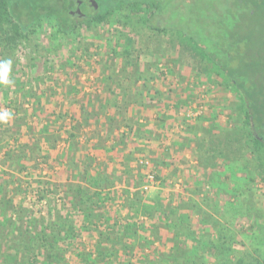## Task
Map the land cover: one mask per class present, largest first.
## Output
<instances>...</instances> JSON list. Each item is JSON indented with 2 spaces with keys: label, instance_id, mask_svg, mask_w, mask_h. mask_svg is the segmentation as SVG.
<instances>
[{
  "label": "trees",
  "instance_id": "obj_1",
  "mask_svg": "<svg viewBox=\"0 0 264 264\" xmlns=\"http://www.w3.org/2000/svg\"><path fill=\"white\" fill-rule=\"evenodd\" d=\"M259 13L264 0H0V264H264L246 199L264 181ZM86 58L84 92L69 77ZM189 65L231 93L226 122L214 101L187 116L204 102ZM218 207L255 243L241 249Z\"/></svg>",
  "mask_w": 264,
  "mask_h": 264
},
{
  "label": "rangeland",
  "instance_id": "obj_2",
  "mask_svg": "<svg viewBox=\"0 0 264 264\" xmlns=\"http://www.w3.org/2000/svg\"><path fill=\"white\" fill-rule=\"evenodd\" d=\"M73 13H77L78 12V8H74ZM82 12V10H81ZM84 12H87V10L85 9ZM82 12V13H84ZM187 16H191L190 13H188V11L186 12ZM257 21L259 24L264 25V14L259 13ZM260 26V25H259ZM259 38L257 37L256 40H258ZM173 56V55H171ZM92 59V58H91ZM90 58H86V62L85 63H81V69L75 70L74 68H72L70 70V77L69 80L73 81L74 83L76 82H82V85L84 86V92L90 91V87L88 86V83H90L91 81H93V78L95 76L94 73H92V71L88 68L90 67ZM169 63V58L166 59ZM191 62V61H190ZM192 65H189L188 67L191 69V75L189 77V81L188 83H192V87L194 88L193 90L196 91V93L199 92V94L201 95V99L204 100L203 103H201L200 105L198 104V102H192L189 106V109L187 111V116H189L192 119H195V117L197 115H199L200 113L204 112L206 110V105L210 102L214 101L213 104H215L217 110H219L221 112V122H226V115L224 114L225 110V102H227L228 98H231V93L225 91L223 88L219 87L217 83H211V84H206L205 80L202 78V75H198L197 72H195V70H193L191 67ZM171 71L174 72H180L181 68L179 69V66H170ZM83 70V71H82ZM177 73V74H178ZM203 79V80H202ZM5 111V110H4ZM0 152H3V150H0ZM187 160L190 159V155L186 154L184 156ZM191 164H196V160L191 158ZM186 168V167H185ZM183 170V169H181ZM189 170V169H188ZM28 172V171H27ZM195 172V171H193ZM25 177L23 178V180H26V176L27 174L24 175ZM194 186H196V183H194ZM250 187V193L247 194V198L245 196V198L247 199V201L250 203V205L254 208L251 210V214H255V212H259L264 214V181L260 180L259 178H255L253 183L249 185ZM156 185H154L153 181H152V185L149 186L148 189V194L149 195H154L156 190ZM208 187L206 186L205 188L202 189V197H205L206 195H208L209 198H214L216 199V202L218 204H221V206H223L224 202L229 200L228 199V195L227 194H220L218 195V197H216V195H213L212 192H208L207 191ZM216 210H218V219L220 221H222L224 223V227L227 230H231V227L234 228V235L235 236H229L230 238H235V240H237V238L240 240V242H243L245 245H243V247L241 249H246L247 247H249L250 241H252V243L254 244L256 240L251 239L248 235L250 234V232H248L245 236L244 233L246 232V230H248L249 228H251V226L249 225L250 222L244 220V219H239L242 215H239L240 217H237L235 219V222H231L229 220V213H221L220 207L216 208ZM223 211V210H222ZM209 214L215 216L216 218V213L212 210L210 212H208ZM224 220V221H223ZM232 223V224H230ZM236 230H240V232H237ZM243 233V234H242ZM250 240V241H249ZM247 246V247H246Z\"/></svg>",
  "mask_w": 264,
  "mask_h": 264
},
{
  "label": "clouds",
  "instance_id": "obj_3",
  "mask_svg": "<svg viewBox=\"0 0 264 264\" xmlns=\"http://www.w3.org/2000/svg\"><path fill=\"white\" fill-rule=\"evenodd\" d=\"M11 61L10 60H5L0 62V81L7 82L6 81V76L9 71ZM11 116V113L8 111H4L0 113V121H6L9 119Z\"/></svg>",
  "mask_w": 264,
  "mask_h": 264
},
{
  "label": "water",
  "instance_id": "obj_4",
  "mask_svg": "<svg viewBox=\"0 0 264 264\" xmlns=\"http://www.w3.org/2000/svg\"><path fill=\"white\" fill-rule=\"evenodd\" d=\"M78 4H81V2L79 1ZM73 14H74L75 16L84 17V14H83L80 10H78L77 13H73Z\"/></svg>",
  "mask_w": 264,
  "mask_h": 264
},
{
  "label": "flooded vegetation",
  "instance_id": "obj_5",
  "mask_svg": "<svg viewBox=\"0 0 264 264\" xmlns=\"http://www.w3.org/2000/svg\"><path fill=\"white\" fill-rule=\"evenodd\" d=\"M83 2H84V1H81V4H82ZM81 4H79V5H81ZM78 10H81V9H80V6L78 7Z\"/></svg>",
  "mask_w": 264,
  "mask_h": 264
},
{
  "label": "built area",
  "instance_id": "obj_6",
  "mask_svg": "<svg viewBox=\"0 0 264 264\" xmlns=\"http://www.w3.org/2000/svg\"><path fill=\"white\" fill-rule=\"evenodd\" d=\"M150 180H152V178L150 177ZM145 190H147L148 188H144Z\"/></svg>",
  "mask_w": 264,
  "mask_h": 264
}]
</instances>
